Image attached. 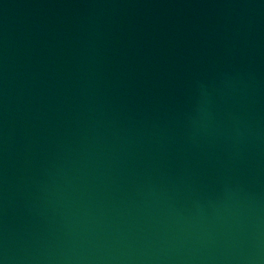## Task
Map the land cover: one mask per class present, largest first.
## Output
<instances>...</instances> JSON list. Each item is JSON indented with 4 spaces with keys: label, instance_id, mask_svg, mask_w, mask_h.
<instances>
[{
    "label": "water",
    "instance_id": "1",
    "mask_svg": "<svg viewBox=\"0 0 264 264\" xmlns=\"http://www.w3.org/2000/svg\"><path fill=\"white\" fill-rule=\"evenodd\" d=\"M0 264H264V0H0Z\"/></svg>",
    "mask_w": 264,
    "mask_h": 264
}]
</instances>
